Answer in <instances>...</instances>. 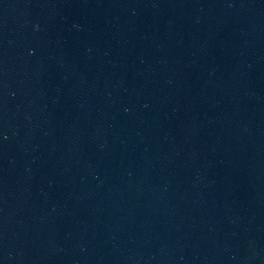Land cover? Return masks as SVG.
Here are the masks:
<instances>
[{"label": "water", "instance_id": "95a60500", "mask_svg": "<svg viewBox=\"0 0 264 264\" xmlns=\"http://www.w3.org/2000/svg\"><path fill=\"white\" fill-rule=\"evenodd\" d=\"M0 264H264V0H0Z\"/></svg>", "mask_w": 264, "mask_h": 264}]
</instances>
